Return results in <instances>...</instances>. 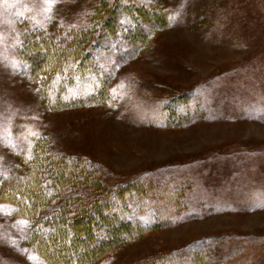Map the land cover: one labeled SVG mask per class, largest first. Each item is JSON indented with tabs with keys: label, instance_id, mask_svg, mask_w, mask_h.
<instances>
[{
	"label": "rangeland",
	"instance_id": "1",
	"mask_svg": "<svg viewBox=\"0 0 264 264\" xmlns=\"http://www.w3.org/2000/svg\"><path fill=\"white\" fill-rule=\"evenodd\" d=\"M113 1L0 0V264H46L8 194L52 185L35 143L92 169H75L40 215L145 184L132 199L150 227L105 264H264V0H121L157 15L141 16L149 37L110 39L100 97L57 109L44 94L52 70L33 73L28 51L81 38Z\"/></svg>",
	"mask_w": 264,
	"mask_h": 264
},
{
	"label": "trees",
	"instance_id": "2",
	"mask_svg": "<svg viewBox=\"0 0 264 264\" xmlns=\"http://www.w3.org/2000/svg\"><path fill=\"white\" fill-rule=\"evenodd\" d=\"M120 2L115 0L111 6L104 3L107 6L105 18H101L99 10L81 38L70 37L60 42L43 40L45 45L38 46V42L32 52L28 51L33 73L44 68L52 70L43 75L44 82H47L44 94L57 109L79 107L100 97L105 85L101 86L102 75L115 67V64L111 65V59L101 56L106 52L110 54L115 46L116 42L110 39L121 36L126 40L125 44H144L149 37L150 31L140 25L141 16L152 20L156 14L146 12L143 4L131 2L123 5ZM162 20L161 15L157 24L164 26ZM42 46L45 50L39 48ZM125 50L122 54H129L132 46ZM93 55L95 57L91 58ZM117 55L119 57L121 53L117 52L116 58ZM100 58L105 59L106 65L100 63ZM105 79L110 80L108 76ZM35 148L39 149L38 143L33 146L32 156L36 160L41 156L37 166L49 172L52 185H42L38 179H33L20 188L11 189L8 194L20 210V216L35 225L30 242L46 264H105L109 254L121 244L130 242L140 227H150L135 217V213L142 209V202L133 201L132 194H143L145 188V184L139 182L109 188L93 202L64 203L61 208H53L50 214L40 215L53 192L63 185L76 183L75 169L85 175H89L92 169L77 162L82 160L62 161L49 157L43 148L44 154H38ZM107 211L110 213L100 215ZM96 215L99 221H95Z\"/></svg>",
	"mask_w": 264,
	"mask_h": 264
}]
</instances>
